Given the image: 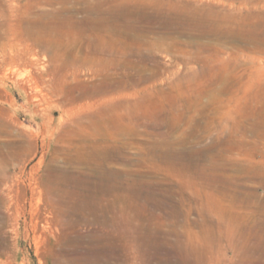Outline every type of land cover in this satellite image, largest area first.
Masks as SVG:
<instances>
[{
  "label": "rangeland",
  "instance_id": "obj_1",
  "mask_svg": "<svg viewBox=\"0 0 264 264\" xmlns=\"http://www.w3.org/2000/svg\"><path fill=\"white\" fill-rule=\"evenodd\" d=\"M53 1L34 10L82 19L101 2ZM156 1L147 36L113 49L92 48L90 27L64 52L0 27V264H264V0ZM59 167L73 179L53 192Z\"/></svg>",
  "mask_w": 264,
  "mask_h": 264
},
{
  "label": "bare ground",
  "instance_id": "obj_2",
  "mask_svg": "<svg viewBox=\"0 0 264 264\" xmlns=\"http://www.w3.org/2000/svg\"><path fill=\"white\" fill-rule=\"evenodd\" d=\"M2 1V0H1ZM0 1V3H1ZM27 3L24 4V6H18L19 8L17 9L16 6H8L9 9H7L6 7H4L3 1H2V14H0V17H4V20H2L0 22V27H3L4 30L6 32H14L15 34L20 35L24 40H27L28 42H32L31 44L28 45V49H31V46L34 45H40L45 47V49L48 50H57L60 49L62 52H64L68 47H70V45L73 43H77L79 42L81 39L85 38V28L90 27V30L94 33V35H96V39H90L92 38L90 36L86 37V41L89 42L91 44V47L94 48L95 50L97 49H101V47H110V48H114V47H119V45L121 44L120 40L121 38H128L132 39V41L136 40V42L138 41H142L147 35V31L146 28H144V23H149L150 20H152L155 17H159L160 13L162 12L163 9V5L159 2L156 1L155 5L151 8L149 3L147 2V0H116V1H110V2H106L104 0H101L100 5L97 7H88L89 10H86V12L89 14L87 17L79 19L78 17V10L77 9H69L68 12L67 10H65L67 12V16L63 15V17H61V11L62 9H60V11L56 14L55 12H46L44 10H42L43 12H36L34 10L35 8V4L38 0H26ZM66 1V0H65ZM69 1V0H68ZM73 1V0H72ZM222 1V0H221ZM43 2V1H42ZM50 3H54L53 0H49ZM71 2V1H70ZM76 2V0H75ZM74 2V4H75ZM80 2V1H78ZM85 2V1H84ZM87 2V1H86ZM72 3V2H71ZM60 4V3H59ZM83 4V2H82ZM87 4V3H86ZM95 4V3H94ZM19 5V4H17ZM61 5V4H60ZM70 6V4H68ZM79 5V4H78ZM81 6V4H80ZM79 6V7H80ZM84 6V5H83ZM61 7V6H60ZM63 8V7H62ZM67 9V7H65ZM73 8V7H72ZM76 8V7H75ZM84 8V7H83ZM189 8V7H188ZM1 9V7H0ZM58 9V8H57ZM174 9V8H173ZM82 10V9H81ZM176 12H179V10H181L180 8L175 7ZM186 10V9H185ZM204 10V9H203ZM166 11V10H165ZM190 11V10H189ZM211 11V10H210ZM173 12V11H172ZM201 12V10H200ZM196 13L195 14V21H198L201 24H209V23H214L216 25H221L220 21L221 19L219 17H216L213 13ZM180 13V12H179ZM219 13V12H218ZM63 14V12H62ZM222 14V13H221ZM52 15V17L50 16ZM84 15V14H83ZM82 15V17H83ZM163 15V14H161ZM182 15V14H181ZM219 15V14H218ZM171 16V14H170ZM178 16V15H177ZM173 17V15L171 16ZM170 17V19H171ZM176 17V16H175ZM180 17V16H179ZM190 18V17H189ZM222 18V16H221ZM2 19V18H1ZM158 19V18H157ZM164 19V18H163ZM173 19V18H172ZM171 19V20H172ZM175 19V18H174ZM161 20V19H160ZM159 20V21H160ZM227 20V19H226ZM157 21V20H156ZM158 21V22H159ZM184 21V20H183ZM192 23V21H189ZM231 22V21H230ZM153 23V22H152ZM170 23V22H169ZM187 23V22H186ZM190 23V24H191ZM193 24V23H192ZM157 25V24H156ZM175 25V23H174ZM177 25V24H176ZM179 25V24H178ZM177 25V26H178ZM183 25V24H182ZM198 25V24H197ZM215 25V26H216ZM186 26V25H185ZM184 26V27H185ZM191 26V25H190ZM247 26V25H246ZM145 27L146 24H145ZM161 27V26H160ZM172 26H169V28ZM175 27V26H174ZM182 27V26H181ZM180 27V28H181ZM214 27V26H213ZM229 27V26H228ZM152 28V27H150ZM157 28V27H156ZM245 28V27H244ZM158 29V28H157ZM168 29V28H167ZM175 29V28H174ZM182 29V28H181ZM196 29V28H195ZM200 29V28H199ZM211 29V27H210ZM1 30V29H0ZM151 30V29H150ZM172 30V29H171ZM184 30V29H183ZM4 31V32H5ZM221 31V30H220ZM223 31V30H222ZM4 32H2V34H4ZM159 32V31H158ZM169 32V31H168ZM186 32V31H185ZM184 32V33H185ZM206 32V31H205ZM151 33V32H150ZM153 33V32H152ZM175 33V31H174ZM181 33V31H180ZM191 33V32H190ZM209 33V32H208ZM214 33V32H213ZM6 34V33H5ZM4 34V36H6ZM91 34V33H90ZM157 34V33H156ZM170 34H173L170 32ZM183 34V33H182ZM212 34V32H211ZM210 34V35H211ZM218 34V33H217ZM216 34V35H217ZM11 35V34H9ZM8 35V36H9ZM152 35V34H151ZM154 35V34H153ZM206 35V34H205ZM214 35V36H216ZM241 35V34H240ZM4 36H2L4 38ZM67 36L70 37L69 39H67ZM149 36V35H148ZM159 36V35H158ZM219 36V35H217ZM242 36V35H241ZM10 37V36H9ZM83 37V38H82ZM153 37V36H152ZM163 37V36H162ZM236 37V36H235ZM13 39V38H12ZM152 39V38H151ZM160 39V38H159ZM173 39V38H172ZM16 40V39H15ZM123 41V40H121ZM248 41V40H247ZM127 41H125L124 43H126ZM153 42V41H152ZM158 43V41H156ZM2 43V42H1ZM13 43V42H12ZM11 43V44H12ZM20 43V42H19ZM81 43V42H80ZM79 43V44H80ZM140 43V42H139ZM143 43V42H141ZM3 44V43H2ZM135 44V43H134ZM145 44V43H144ZM147 44V42H146ZM82 45V44H80ZM130 45V44H129ZM5 46V45H4ZM6 46L7 42H6ZM11 46V45H10ZM14 46V45H13ZM12 46V47H13ZM86 46V45H85ZM124 46V45H123ZM136 46V45H135ZM148 46L149 43H148ZM155 46V45H153ZM175 46V44H174ZM11 47V48H12ZM39 47V46H38ZM77 47V46H76ZM121 47V46H120ZM132 47V46H129ZM127 47V48H129ZM139 47V46H138ZM2 48V47H1ZM72 48V47H71ZM125 48V47H124ZM125 48V49H127ZM137 48V46H136ZM140 48V47H139ZM151 48V47H150ZM4 49V48H2ZM77 49V48H76ZM79 49V48H78ZM109 49V48H108ZM8 50V49H7ZM121 52L122 50L119 49ZM76 51V50H75ZM109 51V50H108ZM113 51V50H111ZM124 51V50H123ZM29 52V51H28ZM59 52V51H58ZM82 52V51H81ZM115 52V51H114ZM119 52V51H118ZM136 52V50H135ZM13 53V52H12ZM66 53V52H65ZM64 53V54H65ZM70 53V51H69ZM75 53V52H74ZM106 53V52H105ZM124 53V52H123ZM122 53V54H123ZM128 53V52H127ZM88 54V53H87ZM86 54V55H87ZM109 54V52H108ZM115 54V53H114ZM121 54V55H122ZM138 54V53H137ZM7 55V54H6ZM52 55V54H51ZM56 55V54H55ZM68 55V53L66 54V56ZM76 55V54H73ZM93 55V54H92ZM91 55V56H92ZM97 55V54H95ZM110 55V54H109ZM119 55V54H118ZM117 55V56H118ZM9 56V55H8ZM12 56V55H11ZM14 56V55H13ZM17 56V55H16ZM16 56L15 57H11L8 58L9 63L14 64V62H17L16 60ZM105 56V55H104ZM115 57V55H113ZM131 56V55H130ZM19 57V56H17ZM69 57V56H68ZM90 57V54L89 56ZM122 57V56H121ZM121 57H119L121 59ZM66 58V57H65ZM64 58V59H65ZM81 58V57H80ZM91 58V57H90ZM89 58V59H90ZM127 58V57H126ZM63 59V58H62ZM67 59V58H66ZM79 59V58H78ZM93 59V58H92ZM102 59V58H100ZM99 59V60H100ZM77 60V59H76ZM85 60V59H84ZM88 60V59H87ZM96 60L97 57H96ZM98 60V61H99ZM74 61V60H73ZM79 61V60H78ZM86 61V60H85ZM97 61V62H98ZM137 61V60H136ZM64 62V61H62ZM75 62V61H74ZM80 62H83L82 60ZM107 62V61H105ZM111 62V61H110ZM135 62V61H134ZM78 63V62H77ZM99 63V62H98ZM12 64V65H13ZM109 64V63H108ZM15 65V64H14ZM66 65V64H65ZM104 65V64H103ZM67 66V65H66ZM106 66V65H105ZM60 67V66H58ZM63 68V66H62ZM65 68V67H64ZM67 68V67H66ZM61 69V68H60ZM62 71V70H61ZM63 77V76H61ZM133 78V77H132ZM134 80V79H133ZM144 81V79H142ZM142 84V83H141ZM140 84V85H141ZM128 87V86H127ZM129 88V87H128ZM125 89V88H123ZM126 90V89H125ZM124 90V92H125ZM136 90V89H135ZM62 91V90H61ZM70 91V90H69ZM94 92V91H93ZM120 92V91H119ZM121 93V92H120ZM131 94V93H130ZM115 95V94H114ZM129 95V94H128ZM130 96V95H129ZM73 97V96H72ZM90 107V106H89ZM69 109V108H68ZM68 111V110H67ZM217 115V114H216ZM119 120V119H117ZM129 121V120H128ZM117 123V122H115ZM3 124V123H2ZM118 125V124H117ZM120 125V124H119ZM163 125V124H162ZM117 130V129H116ZM23 134V133H22ZM20 137V136H19ZM21 138V137H20ZM99 138V137H98ZM199 138V137H198ZM206 139V138H205ZM25 140V137H24ZM100 140V139H99ZM103 140V139H102ZM106 140V139H104ZM97 141V140H96ZM101 141V140H100ZM162 141V140H161ZM19 142V141H18ZM25 142V141H23ZM172 142V141H171ZM29 143V142H28ZM88 143V142H87ZM93 143V142H92ZM97 143V142H96ZM103 143V142H102ZM101 143V144H102ZM95 144V143H94ZM92 144V146L94 145ZM108 144V143H107ZM21 146L23 144H20ZM82 145V144H81ZM17 146V144H16ZM15 146V147H16ZM19 146V145H18ZM19 146V147H21ZM96 146V145H95ZM98 146V143H97ZM101 146V145H100ZM99 146V147H100ZM25 147V146H23ZM32 144H28V146L25 147V149L30 153V151H32L31 148ZM102 147V146H101ZM106 147V146H104ZM86 148H89L88 146ZM85 148V149H86ZM22 152V149L19 148ZM99 149V148H98ZM103 148H101L102 150ZM192 149V148H191ZM18 151V149H16ZM84 150V149H83ZM87 150V149H86ZM90 150V149H89ZM106 150V149H105ZM58 151V150H55ZM91 151V150H90ZM103 151V150H102ZM170 151V150H169ZM189 151V150H188ZM15 152V151H14ZM25 152V151H24ZM78 152V151H77ZM94 152V151H93ZM97 152V151H96ZM104 152V151H103ZM152 152V151H151ZM190 152V151H189ZM16 153V152H15ZM32 153V152H31ZM56 153V152H55ZM59 153V152H58ZM84 153V151H83ZM95 153V152H94ZM98 153V152H97ZM172 153H175V151H171L169 153L166 154V156L171 155ZM184 152H176V155L178 156V158H185L184 157ZM20 154V153H19ZM60 154V153H59ZM82 154V153H81ZM22 155V154H21ZM70 155V154H69ZM101 155V154H100ZM114 155V154H113ZM15 156V154H14ZM24 156V155H23ZM89 156V155H88ZM107 156V155H106ZM20 157V156H17ZM59 157V156H58ZM80 157V156H79ZM84 157V156H83ZM95 157V156H94ZM0 158H4L7 159V157H5V155L0 152ZM77 158V157H76ZM88 158V157H87ZM86 158V159H87ZM96 158V157H95ZM174 158V157H173ZM177 158V157H176ZM104 159V158H102ZM111 159V158H109ZM92 160V159H91ZM94 160V159H93ZM97 159H95L94 161H96ZM103 161V160H102ZM72 167V166H71ZM49 168V167H48ZM47 168V169H48ZM60 168V167H59ZM59 168H55V169H48L47 172V177L46 179H44L49 187L50 190H52L53 192H60L62 191V186L63 184L66 182L68 184V181L70 179H73L72 177H70L69 173L66 172V170L63 169H59ZM198 168V167H197ZM200 168V167H199ZM66 169V168H65ZM202 170V169H201ZM74 171V169L72 170ZM103 171V170H102ZM76 172V171H75ZM111 173V172H110ZM264 173V172H263ZM107 174V173H106ZM112 174V173H111ZM3 176V175H2ZM46 176V175H45ZM73 176V175H72ZM258 177V176H257ZM43 178V177H42ZM76 178V177H75ZM2 177L0 178V182H2ZM77 179V178H76ZM79 179V178H78ZM109 179V178H108ZM81 179H79L80 181ZM8 181V180H7ZM44 181V182H45ZM75 183V180H73ZM108 181V180H107ZM9 182V181H8ZM45 182V183H46ZM71 182V181H69ZM90 182V180H83V184ZM238 182V181H237ZM12 183V182H11ZM43 183L42 181L40 182L38 179L36 180V184H38V187L34 188L35 191L32 190V192H34L32 195V204H31V220L33 222V229H35L34 232H36L39 236V233L41 230H39V224L42 222V220L44 219V215L47 216V212H44V209L41 205V201H42V191H40L39 189L40 186L39 184ZM65 183V184H66ZM98 183V182H97ZM104 183V182H103ZM70 184V183H69ZM68 184V186H69ZM80 184V183H79ZM109 184V182H108ZM47 185V186H48ZM85 185V184H84ZM94 184H89V187L93 188ZM98 185V184H97ZM101 185V184H100ZM106 185V184H105ZM110 185V184H109ZM108 185V186H109ZM19 184H17L16 182L14 183V185H11V188L17 187L18 189ZM37 186V185H36ZM65 186V185H64ZM83 186V185H82ZM10 187V186H8ZM34 187V186H33ZM32 187V188H33ZM84 187V186H83ZM88 186L86 185L87 188ZM98 189V186H95ZM100 187V186H99ZM31 188V189H32ZM67 188V187H66ZM71 188V187H70ZM83 188V189H84ZM76 189V188H75ZM89 189V188H88ZM115 189V188H114ZM108 190V189H107ZM88 191V190H87ZM64 192V190H63ZM112 192V191H111ZM61 198V197H60ZM67 198V197H66ZM35 201V202H34ZM44 201V200H43ZM44 205V204H43ZM46 210V208H45ZM50 213V212H49ZM253 214V212H251ZM236 214V212H235ZM237 214H239L237 212ZM253 217H256L255 214L252 215ZM240 215V214H239ZM45 216V217H46ZM244 217V216H243ZM43 218V219H42ZM237 218V217H236ZM251 218V217H250ZM263 220V219H262ZM252 221V220H250ZM31 222V221H30ZM32 225V223H31ZM233 231L232 230H227L226 233L228 235L233 236ZM36 236V234H35ZM36 238H39V237ZM236 236V234H235ZM42 239V236L41 238Z\"/></svg>",
  "mask_w": 264,
  "mask_h": 264
}]
</instances>
